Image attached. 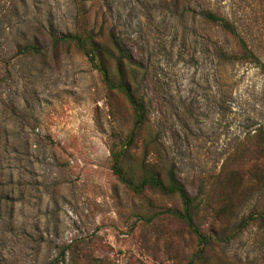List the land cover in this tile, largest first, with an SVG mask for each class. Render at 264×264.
<instances>
[{"label": "rangeland", "instance_id": "374dc122", "mask_svg": "<svg viewBox=\"0 0 264 264\" xmlns=\"http://www.w3.org/2000/svg\"><path fill=\"white\" fill-rule=\"evenodd\" d=\"M202 9L232 21L264 61V0H0V264H186L195 248L186 227L165 215L144 220L179 207L177 198L134 193L112 173L110 146L132 125L123 95L72 48L53 59L20 47L38 23L58 32L115 26L142 52L136 78L149 97V122L129 153L172 164L194 195L236 148L242 157L228 167L264 163L255 136L264 133V72L217 57L234 41ZM207 256L264 264V226L250 224Z\"/></svg>", "mask_w": 264, "mask_h": 264}, {"label": "trees", "instance_id": "16d2710c", "mask_svg": "<svg viewBox=\"0 0 264 264\" xmlns=\"http://www.w3.org/2000/svg\"><path fill=\"white\" fill-rule=\"evenodd\" d=\"M200 17L207 23L219 28L220 32L234 41L233 49L222 46L216 48L217 57L223 62L250 63L264 72V61L249 44L237 26L228 18L208 9H202ZM71 48L88 58L98 71L101 80L112 91L123 95L132 112V125L124 139L110 146V167L116 179L134 193L145 189L162 195L175 196L179 207H168L148 215L145 222L153 217L165 215L181 222L195 239V248L186 264H207L208 252L214 246L229 243L240 235L250 224L264 226V163H253L249 168L234 165L242 157V150L236 148L228 157L232 166L223 165L208 179L199 183L197 192L192 195L182 181L181 174L172 164L166 166L160 158L147 163L145 157L136 162L129 149L137 135L149 122V97L142 90L144 81L136 78L144 70L140 48L133 51L117 34L115 26L107 30L103 25L96 28L82 27L75 32H58L51 24L38 23L33 31L24 37L20 50L26 54L43 56L51 52L53 59ZM145 71V70H144ZM143 92V93H142ZM264 150V133L257 131ZM153 138L145 141L144 149L155 148ZM245 150V149H244ZM255 198L252 209L246 214L239 212L240 206ZM212 203V204H211ZM203 212H209L211 223L206 227L201 223Z\"/></svg>", "mask_w": 264, "mask_h": 264}]
</instances>
